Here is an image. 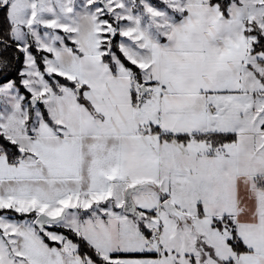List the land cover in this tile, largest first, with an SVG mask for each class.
<instances>
[{"label": "snow or ice", "instance_id": "snow-or-ice-1", "mask_svg": "<svg viewBox=\"0 0 264 264\" xmlns=\"http://www.w3.org/2000/svg\"><path fill=\"white\" fill-rule=\"evenodd\" d=\"M0 264H264V0H0Z\"/></svg>", "mask_w": 264, "mask_h": 264}]
</instances>
